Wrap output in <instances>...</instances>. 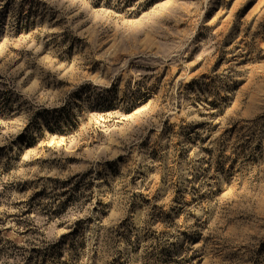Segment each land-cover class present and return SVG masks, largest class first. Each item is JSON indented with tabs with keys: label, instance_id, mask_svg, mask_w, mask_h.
Returning a JSON list of instances; mask_svg holds the SVG:
<instances>
[{
	"label": "rangeland",
	"instance_id": "obj_1",
	"mask_svg": "<svg viewBox=\"0 0 264 264\" xmlns=\"http://www.w3.org/2000/svg\"><path fill=\"white\" fill-rule=\"evenodd\" d=\"M0 264H264V0H0Z\"/></svg>",
	"mask_w": 264,
	"mask_h": 264
}]
</instances>
